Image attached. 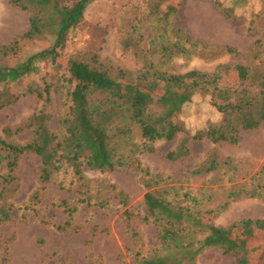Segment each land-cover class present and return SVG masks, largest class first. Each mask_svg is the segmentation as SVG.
Returning <instances> with one entry per match:
<instances>
[{
    "label": "rangeland",
    "instance_id": "rangeland-1",
    "mask_svg": "<svg viewBox=\"0 0 264 264\" xmlns=\"http://www.w3.org/2000/svg\"><path fill=\"white\" fill-rule=\"evenodd\" d=\"M215 1L220 2L221 7ZM223 7L230 11V16L224 14ZM28 26L26 11L14 7L8 0H0V44L9 42ZM174 27L183 29L188 36L202 43L231 45L238 53L206 48L187 56L179 53L164 55L162 45L179 39L178 32L171 30ZM42 44L26 41L22 44V52L28 54ZM74 56H94L104 64L131 70L133 79H137L136 71L149 60L170 72L215 71L218 73L215 95L221 100L236 86L237 64L257 63L264 67V0H92L84 11L83 21L70 33L54 62L43 63L39 74L23 76L17 83H12L11 88L22 91L28 84L42 86L44 80H55L58 71H62ZM64 86L51 92L48 111L55 131L58 130L57 119L68 105L67 87ZM36 106V98L26 94L16 103L3 107L0 133L4 126L20 123ZM219 117L220 113L210 104L206 93H194L175 117L183 123L185 131L172 140H156L153 150L139 154V159L144 167L160 173L180 193L194 194L197 208L214 209L228 202L224 209L209 215L217 225L227 226L243 218H263L262 199H232L228 193L236 186L250 188L253 184H264V122L254 129L242 130L236 143L190 138L186 142L187 154L175 160L167 157L183 138L190 137ZM29 137V131L14 136L19 142H25ZM213 151L219 162L217 168L194 174L193 170ZM16 173L19 186L12 199V218L0 224V264L3 254L7 264H133L135 250L146 253L156 245L155 227L138 217L130 221L138 232V238L132 236L130 225L123 218L125 207L121 206L113 190L104 187L113 184L123 190L129 198L128 207L135 213L147 214L143 199L145 188L132 169L106 172L85 169L87 178L101 184L102 194L108 200L103 207L79 201L81 188L70 167L55 172L44 188L39 181L37 156L24 154ZM36 191L41 194L40 200L32 205L30 196ZM62 200L77 205L71 217L60 205ZM67 219L70 227L59 229L57 226ZM93 227H96L94 233ZM234 234L238 243L233 251L223 253L210 248L199 254L197 263L235 264L240 256L245 264H264V228L255 224L238 227Z\"/></svg>",
    "mask_w": 264,
    "mask_h": 264
},
{
    "label": "trees",
    "instance_id": "trees-1",
    "mask_svg": "<svg viewBox=\"0 0 264 264\" xmlns=\"http://www.w3.org/2000/svg\"><path fill=\"white\" fill-rule=\"evenodd\" d=\"M91 1L8 0L14 7L27 12L29 26L9 42L0 44V110L26 94L36 98L37 106L20 123L4 126L0 133V224L12 218V199L19 186L16 173L19 160L24 154H32L39 159L42 188L52 180L55 172L70 167L81 188L79 201L86 205L103 207L108 200L102 194L101 184L85 176V169L106 172L129 168L139 175L145 188L143 199L147 214L144 215L128 207L129 198L123 190L113 184L104 186L113 190L121 206L125 207L123 218L130 225L133 237L138 238V232L130 224L134 218L150 222L156 229V245L146 253L135 250L133 264H198L197 257L207 249L217 248L223 253L233 251L238 243L234 229L254 224L264 228V217L243 218L227 226L215 224L209 215L224 209L228 202L214 209L197 208L194 194L180 193L160 173L144 167L139 154L152 151L156 140H172L185 131L183 123L175 117L198 91L209 96L210 104L220 117L183 138L167 157L175 160L187 154L186 142L190 138L236 143L242 130L254 129L264 122V67L257 63L237 64L236 86L221 100L215 95L218 80L215 71L170 72L149 60L136 71L137 79H133L130 77L133 71L104 64L94 56L70 58L55 80H44L42 86L32 83L22 91L12 89L11 84L23 76L39 74L43 63L54 62L70 33L83 21L84 11ZM215 3L221 7L220 2ZM222 10L226 16L231 15L227 8ZM171 30L178 32L179 39L162 45L164 55L179 53L187 56L206 48L238 53L231 45L202 43L181 28ZM26 41L43 44L24 54L22 44ZM64 85L68 105L57 119L58 130L55 131L51 127L52 115L48 107L52 90ZM24 131L30 132L29 139L17 141L14 136ZM218 163L213 151L193 173L212 171ZM40 195L36 191L30 196L32 205L39 202ZM228 196L232 199L256 197L264 201V184H253L250 188L236 186ZM60 205L69 217L78 208L66 200ZM70 225L67 219L57 227L65 230ZM95 229L93 227L92 233ZM1 264H7L5 254ZM235 264H245V261L238 256Z\"/></svg>",
    "mask_w": 264,
    "mask_h": 264
}]
</instances>
